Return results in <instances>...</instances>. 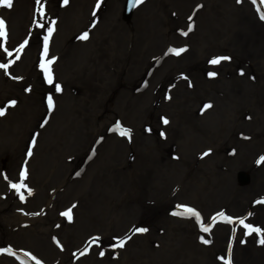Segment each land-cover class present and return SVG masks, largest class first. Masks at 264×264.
I'll use <instances>...</instances> for the list:
<instances>
[{"label":"bare ground","instance_id":"bare-ground-1","mask_svg":"<svg viewBox=\"0 0 264 264\" xmlns=\"http://www.w3.org/2000/svg\"><path fill=\"white\" fill-rule=\"evenodd\" d=\"M25 1L18 0L17 9L5 11L14 26L7 27L11 37L0 38V47L13 48L22 63L14 61L15 73L5 77L0 68V100L16 109L0 107L10 111L0 116V239L6 237L0 264H226L233 258L231 264H264V203H258L264 200V163L259 162L264 157V19H258L264 10L256 11L264 3L145 0L126 14L122 10V6L130 7L126 0H114L113 5L110 0H75L81 4L65 12L64 25L53 36L57 43L53 40L45 57L43 49L38 52L36 38L22 26L26 16L20 6ZM198 5L197 19H190ZM181 24L192 27L180 38L193 49L190 56L186 54L188 67L178 68L169 61L170 49L162 51L169 36L181 32ZM32 28L39 36L37 22ZM76 31L87 32L89 39L73 40ZM44 33L48 34V28ZM216 49L223 52L214 59L230 54L227 50L238 57L221 61L226 64L224 72H218L219 64L206 57L205 68L212 69L199 73L201 57ZM70 51L72 60H64ZM58 52L63 58L51 66L60 78L71 81L75 94L58 95L48 84L31 92L35 72L45 78L42 65L53 62ZM36 58L42 61L35 64ZM153 63L161 71L152 70ZM0 64L9 67L7 62ZM242 64L253 71L250 78L236 74ZM188 72L199 86L194 87L196 91L182 78ZM97 85L113 97L116 118L111 106L107 114L96 101ZM172 91L175 98L167 102ZM18 92L21 98L13 96ZM221 92L224 98L216 99ZM208 104L211 112L205 109ZM165 110L179 120L173 122L174 130L164 141L148 138L141 127L148 128L151 120L158 122ZM41 119L46 125L34 128ZM117 122L131 130L132 140L115 131ZM113 132L117 137L112 138ZM205 152L209 155L204 156ZM24 170L30 173L25 180L31 183L21 180ZM7 176L26 185L17 196L9 192L16 189L2 180ZM199 178L204 182L198 183ZM151 179L154 184L149 186ZM53 187L56 191L51 192ZM47 196H52L48 203ZM45 204L50 206H41ZM189 206L200 214L199 229L189 226V216H172L166 210L176 213ZM255 206L253 218L259 223L251 226L260 232L220 225L221 209L237 215ZM69 207L71 219L62 214ZM167 217L175 226L165 223ZM141 218L151 229L130 223ZM202 225L210 229L211 237L204 236ZM137 228L148 231L135 237ZM201 234L208 244L199 238ZM129 237H133L131 247L117 246ZM150 237L160 245H148ZM143 239H147L145 247ZM93 241L104 248L86 258L84 249ZM107 252L118 260L112 262L109 255L97 258Z\"/></svg>","mask_w":264,"mask_h":264},{"label":"rangeland","instance_id":"rangeland-1","mask_svg":"<svg viewBox=\"0 0 264 264\" xmlns=\"http://www.w3.org/2000/svg\"><path fill=\"white\" fill-rule=\"evenodd\" d=\"M110 1H112V5H113V1L114 0H110ZM126 1H128V0H126ZM129 2V1H128ZM41 3L43 4V2L41 1ZM130 3V2H129ZM81 4V3H80ZM78 2L77 3H73V6H79L80 5ZM83 4V3H82ZM19 4L18 3H15V5H14V7H13V9H17L19 6H18ZM106 6H107V1H106ZM202 6H203V4H202ZM77 7H74V8H77ZM84 7V6H83ZM199 7H201V6H196V7H194L193 8V10H192V13H191V16H190V18H196L197 19V14H198V11H197V8H199ZM20 8L21 9H23L22 11H21V13H23L24 12V14H25V19H24V23L22 24V26H24L27 30H28V32L32 35V37L35 39L36 38V40H38V42H39V44H40V46H44V42H45V38L46 37H48V35H46L45 36V34H44V28H49V27H54V29H55V31H54V33H52V36L50 37V38H48V47H53V40H54V35H55V33L57 32V30H60L61 28H62V26L64 25V20H66V16H65V12H67L70 8H68V7H63L62 5H59L58 3L57 4H46V5H43V13H44V17H43V19H41V16H40V12L38 11L39 10V8H40V5L39 4H37V0H32L31 2H26V3H21V6H20ZM106 9V8H105ZM104 9V10H105ZM136 9V8H135ZM9 11L11 10V9H8ZM55 10V11H54ZM104 10H102V13L101 14H103V11ZM122 10H127L128 12L130 11V12H132L133 11V9L132 8H130V7H124V6H122ZM5 11H7V9H4V8H0V18H2V19H4L5 20V22H6V25H7V27H12V26H14L13 25V20H12V17H11V14H8V13H6ZM59 13V14H58ZM61 14V15H60ZM184 16V15H183ZM64 17H65V19H64ZM64 19V20H63ZM37 21H39L40 23H43V25H44V27H38V30L40 31V33H39V36H36L35 34H34V32H33V28H32V26L37 22ZM25 22H26V24H25ZM54 22V23H53ZM62 24V25H61ZM190 24H194L193 22H190ZM182 25H184V24H181L180 26H182ZM180 26H178V27H180ZM83 33H81L80 35H79V31H76V32H74L73 34H72V36H71V38L73 39V40H75V41H77L76 39H79V37L82 35ZM11 37V29H10V32H9V35L7 36V37ZM169 41L170 42H167L166 44H165V47H163V48H166L167 47V49H176V47L175 46H177L178 48H180V49H184V51L183 52H181V54L179 55V56H177V55H175L173 52H171V57H170V63H172V66H174V65H176L178 68H180V67H182V66H187V61H186V59L187 58H181V57H184L185 56V54H186V51H188L189 52V56L192 54V52H191V50L193 49V47L191 46V45H188V46H186L185 44V41H182L181 40V38H179V37H174V36H169ZM55 41V43H57V40H54ZM79 41H80V39H79ZM80 42H82L83 43V40L82 41H80ZM59 43V42H58ZM34 48H36V47H34ZM163 48H161L160 49V51L163 49ZM51 49V48H50ZM180 49H178V50H180ZM3 49L0 47V62L1 63H5V62H7L8 64L10 63V62H12L13 61V58L11 57V55H9V52H3L2 51ZM177 50V49H176ZM8 51H10V50H8ZM221 52H223L222 50H220V49H216V50H210V52L208 53V54H206V55H203L201 58L203 59V62L204 61H206V57H207V59L208 60H213L214 58H215V56H217V55H219L218 53H221ZM227 52H229L230 54H232L233 55V53L231 52V51H229V50H227ZM58 53H61V52H58ZM10 54H11V52H10ZM64 54V53H63ZM194 54V53H193ZM181 56V57H180ZM72 57H73V52L72 51H70V52H68L67 53V56L65 57V58H63L64 60H72ZM189 58V57H188ZM62 59V60H63ZM37 60V59H36ZM183 63V64H182ZM35 64H36V62H35ZM34 64V65H35ZM204 63H202V66H205V65H203ZM224 68H225V63L223 62L222 64H221V66H220V68H219V70H218V72L220 71V72H224ZM181 69H184V68H181ZM38 70V68L36 67V71ZM184 71V70H183ZM186 71V70H185ZM31 72V71H30ZM38 72V71H37ZM85 74V73H84ZM6 76V73L4 74V77ZM34 76H35V82H32L33 84H34V86L31 88V92L33 91V90H35V88H37L38 89V87H41L42 86V79L43 78H40V75L38 74V73H36L35 72V74H34ZM47 76V74L44 76V77H46ZM25 78H26V76H25ZM162 80L163 81H165L166 79L164 78V77H162ZM195 81V80H194ZM92 82V81H91ZM27 84H29V83H27ZM92 84H94L93 82H92ZM24 85H25V82L24 83H20V87H19V91L21 92V89L23 88H25L24 87ZM98 85H101V84H98ZM98 85L96 86V91H95V98H96V101L98 102V103H100L102 106H103V111L105 110V113H107L108 114V111H109V108H110V106L113 108V113H112V115L113 116H115L116 114H117V111L114 109V108H118V106H117V104H115L114 103V101H113V97L112 96H107V93H106V91H105V89H102L101 87H98ZM102 85H104V84H102ZM194 87H195V84L194 83H191L190 84V89L191 90H193L194 89ZM72 88H74L73 86H72ZM22 89V90H23ZM30 92V93H31ZM64 92L66 93V95H67V90L65 89L64 90ZM29 93V94H30ZM40 94H43V92H41V93H39L38 95H37V98H39L38 99V101L40 100ZM65 95V96H66ZM13 96H18L19 98L21 97V94L18 92L17 94H14ZM220 98H224V96H220ZM42 99H43V96H42ZM4 100V99H3ZM3 100H0V107L3 109V107H5V108H9V107H11V106H9V104H7L6 102H5V100L3 101ZM42 101V100H41ZM113 104V105H112ZM12 108V107H11ZM107 108V109H106ZM1 110V109H0ZM190 117H188V119H189ZM187 119V118H186ZM173 122H176V120H172ZM178 121V120H177ZM151 124L153 123V121L151 120V122H150ZM158 127L159 126H153L152 128H150L149 127V129H143V126L141 127V131H145L146 132V136L148 137V138H155V140L157 139V137H159L160 135H161V131L164 133V135L166 136V135H168V133H169V130L171 131V130H174V128H175V124L174 123H172V124H170L169 125V127H168V129L167 130H161V129H158ZM135 127H132V129H134ZM133 137V136H132ZM26 166H29V165H26ZM20 167H21V165H20ZM29 168H30V166H29ZM25 171V170H24ZM27 171V175H28V177L30 176V173L28 172V170H26ZM2 172H4L5 174L6 173H8L7 172V169H3L2 168ZM15 179H17L16 177L14 178V180ZM200 179V178H199ZM5 183H10V188H11V185H12V183H13V181L14 180H12V179H10L8 176L6 177V178H4V179H2ZM202 180L203 179H200V180H196V181H198V183H202ZM24 181H27V182H29V183H31L30 181H28V180H25L24 179ZM6 190H7V187H6ZM11 190H12V188H11ZM2 191H5V189H3ZM54 191H56V188L55 187H53V189L51 190V192H54ZM9 192H14V193H12V194H14V196H17V193H18V191H16V190H12V191H9ZM2 196V195H1ZM52 196H47V198H46V203H48V200L51 198ZM8 205H10V204H8ZM16 206V205H15ZM42 207H49L50 205H48V204H45V205H41ZM166 210H168V209H166ZM48 212H49V210H47L46 212H44V213H46L47 215H48ZM169 212V211H168ZM30 215V214H29ZM58 216H56V218H57ZM30 218H32V215H30ZM167 219V221L168 222H170L172 225H173V223H172V221H171V217H167L166 218ZM139 220H142V219H139ZM188 220H190V224H189V226L190 227H194L195 229H198L197 228V224L195 223V222H193L192 220H191V218H189ZM139 222H142V221H139ZM143 222H145V221H143ZM191 224H192V226H191ZM141 225V224H140ZM173 226H175V225H173ZM151 227V226H150ZM203 234H201L200 236H199V238H201V237H203L202 236ZM148 239V240H147ZM147 239H143V240H141V245H143V247H145L146 246V243H145V241L147 240V244L149 245V244H151L152 242H154V238H152V237H150V238H147ZM132 239H124V241H125V246L126 247H131L132 245V241H131ZM144 241V242H143ZM140 242V241H139ZM87 249V248H86ZM86 249H85V251H86ZM76 256V255H75ZM75 256L74 257H72V259H74L75 258ZM42 259H43V262L45 263V262H47V263H49V261L47 260V259H45L44 257H41ZM118 259H115V260H111L112 262H116Z\"/></svg>","mask_w":264,"mask_h":264},{"label":"snow or ice","instance_id":"snow-or-ice-1","mask_svg":"<svg viewBox=\"0 0 264 264\" xmlns=\"http://www.w3.org/2000/svg\"><path fill=\"white\" fill-rule=\"evenodd\" d=\"M144 2H145V0H130V8H135V7L139 6L140 4H143ZM238 2H240V0H238ZM63 3L65 5H67L69 3V0H63ZM262 3H264V0H262ZM37 4L40 5V8H39L38 11L40 12L41 19H43L44 13H43V4L41 3V0H37ZM97 6H99V5H97ZM13 7H14V0H0V8L12 9ZM261 18L264 19V15H262ZM37 26L41 27V28L44 27L43 23H40L39 21H37ZM53 31H54V27H49L48 28V37L45 38V42H44V55H45V57H47V55H48V38H50L52 36ZM188 31L189 32L192 31V27L191 26L189 27ZM187 34H188L187 32L184 33V35H187ZM7 36H8V31H7L6 22H5L4 19L0 18V38H5L6 39ZM79 39L85 40V41L88 40L89 39L88 33L87 32L83 33L79 37ZM25 43H27V42H25ZM170 51L173 52L175 55L179 56L181 54V52L184 51V49H180V50L170 49ZM9 55H10V53H9ZM17 59H19V57H17ZM228 59H230V58L229 57H220V58H216V59L211 60L210 63L219 64V63H221L222 60H228ZM51 64H52V61H48L47 64L42 65V67L44 68V71L47 74V79H48V83L49 84L53 83V73H52ZM7 67L8 66L5 65V64H0V68L6 69ZM241 74H243V73H241ZM212 75H215V74H212ZM55 88H56L57 92L61 91V87H60L59 84H56ZM14 104H15V101L12 102V105H14ZM48 106H49V110H51L54 107L53 100H52L51 96L48 98ZM211 107H212V105L208 104V105L205 106V109L211 108ZM4 115H5V111L0 110V116H4ZM163 123L164 124H168L169 121L167 119H164ZM115 131H118L120 136L128 137L129 139H131V130L123 128L119 124V122H117ZM33 143H35V141H33ZM209 152H210V150H209ZM209 152H205L203 155L207 156V155H209ZM31 154H32L31 150H29L28 155L30 156ZM259 162L264 163V157H261ZM26 178H27V171L25 170V171L21 172V180L23 181ZM11 187L16 189L19 192L20 189L26 187V185H24L23 183L12 184ZM29 194H31V193L29 192ZM20 198H21V200L24 199L23 193H21ZM258 203H264V200L258 201ZM173 214L174 215H180V216L195 217L197 220L200 219V214L197 211H195L194 209L190 208V207H184L182 211H179V212H176V213H173ZM65 215L68 216L69 219H71L70 212L69 213H65ZM228 219H229V222H231L230 218H228ZM239 223L244 225V221L243 220H240ZM244 226L249 229V232H253V231L259 232L260 231L259 229L252 228L249 225H244ZM135 231L138 232V233H143V232H147L148 229H146V228H137ZM202 231L207 233V232L210 231V229L208 227H204L202 225ZM129 239H130V237H129ZM201 240L205 244H208L210 242L209 240H206L203 237H201ZM261 243L264 244V240H261ZM117 246L123 248L125 246V241H121ZM9 254H12V253L9 252ZM226 264H231V260L229 259L228 261H226Z\"/></svg>","mask_w":264,"mask_h":264}]
</instances>
